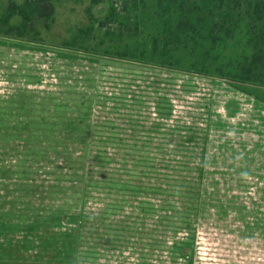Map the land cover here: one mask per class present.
<instances>
[{
    "label": "rangeland",
    "instance_id": "rangeland-1",
    "mask_svg": "<svg viewBox=\"0 0 264 264\" xmlns=\"http://www.w3.org/2000/svg\"><path fill=\"white\" fill-rule=\"evenodd\" d=\"M113 3L131 4L93 14ZM57 4L39 40L0 34V264H264V64L236 75L251 34L205 66L192 44L142 61L115 29L67 46L89 1Z\"/></svg>",
    "mask_w": 264,
    "mask_h": 264
},
{
    "label": "trees",
    "instance_id": "trees-1",
    "mask_svg": "<svg viewBox=\"0 0 264 264\" xmlns=\"http://www.w3.org/2000/svg\"><path fill=\"white\" fill-rule=\"evenodd\" d=\"M88 1L90 24L87 29L82 28L76 32L74 40L77 43L67 42L69 47L80 46L95 51L97 47L91 45H101L103 40L97 39L93 31L96 28L109 32L110 29H115L114 33H125L133 39L124 50L118 52L122 57L148 61V43L156 53H166L173 57L174 48L192 44L200 47L201 53L198 56L205 66L206 60H216L213 57L219 55V45L223 40L245 27L247 33L251 34L250 41L256 51L252 57L254 59L249 64L243 62L242 67L240 66L241 73L237 72L236 75L243 81L259 80L250 75L257 73L256 63L264 64V0H155L154 8L158 11L157 16L154 15L158 19L155 22L157 30L154 33L148 31L146 35L147 28L144 29L141 9L145 7L147 0H130L131 4H124L123 7L113 3L108 14L103 17L95 16L93 8L104 0ZM58 6L57 0H8L0 12V34L39 40L42 28L49 30L57 21ZM15 17L20 20L13 22ZM139 29L143 30L148 42L134 38L139 34ZM80 38L83 40H79ZM165 61L163 58V65H174L171 61L165 64Z\"/></svg>",
    "mask_w": 264,
    "mask_h": 264
}]
</instances>
